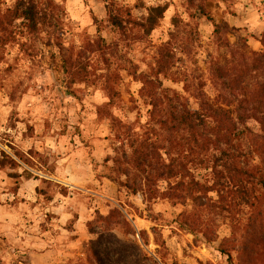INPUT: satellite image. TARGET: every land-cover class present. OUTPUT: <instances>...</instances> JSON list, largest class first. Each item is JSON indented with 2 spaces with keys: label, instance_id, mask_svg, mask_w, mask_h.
Instances as JSON below:
<instances>
[{
  "label": "rangeland",
  "instance_id": "obj_1",
  "mask_svg": "<svg viewBox=\"0 0 264 264\" xmlns=\"http://www.w3.org/2000/svg\"><path fill=\"white\" fill-rule=\"evenodd\" d=\"M14 1L0 0V12ZM51 1L60 19L54 41L23 36L0 46V264H34L36 253L51 248L62 264H92L90 241L97 236L91 229L105 230L102 222L113 212L121 226L105 237L112 240L115 234L134 243L150 264H264V213L258 215L264 198L255 209L240 204L233 190L222 189V198L209 194L216 206L202 210L189 201L146 202L140 193L120 189L110 179V158L120 144L106 114H97L111 101V89L114 114L134 130L144 128L150 107L138 78L153 73L165 45L174 46L178 75L162 78L164 86L196 108L182 77L202 81L212 94L211 60L231 57V49L242 51V41L261 51L264 0ZM202 3L228 28L216 33L200 14ZM107 4L130 12L132 21H145L150 7L166 11L150 35L130 27L121 39L108 21ZM183 45L188 53H181ZM248 124L260 130L255 121ZM263 191H257L260 198ZM61 212L71 218L61 220ZM79 220L91 239L76 241Z\"/></svg>",
  "mask_w": 264,
  "mask_h": 264
},
{
  "label": "trees",
  "instance_id": "obj_2",
  "mask_svg": "<svg viewBox=\"0 0 264 264\" xmlns=\"http://www.w3.org/2000/svg\"><path fill=\"white\" fill-rule=\"evenodd\" d=\"M56 8L51 0H15L0 12V46L23 36L28 41H54L60 30ZM165 11V6L150 7L146 20L141 22L132 21L130 12L124 15L123 9L106 5L108 21L121 39L130 27L150 35ZM200 14L215 26L216 33L228 28L215 21L204 3ZM247 42L242 41L240 52L231 49V57L208 63L212 94L204 89L202 81L182 77L184 91L196 99V108L188 105L184 94L164 86L162 78L178 75L173 71L178 59L171 43L159 49L153 73H142L138 78L141 97L150 107L149 120L141 131L114 114L110 103L114 95L111 97L112 90L107 89L111 101L100 106L97 114H106L120 144L110 158L114 165L110 179L118 182L120 189L132 195L140 193L146 202L189 201L202 210L216 206L209 194L216 192L222 198V189L233 190L245 206L256 209L262 204L264 191L261 198L257 191L264 190V37L261 51L249 49ZM87 47L93 50L94 42ZM186 47L183 45L181 53H188ZM79 69L82 76V63ZM250 121L258 123L260 130H253ZM262 213L264 210L258 215ZM115 218L114 212L109 213L102 222L105 230L91 229L97 236L90 241L92 264H150L134 243L115 234L112 240L105 237L106 231L121 226ZM146 234L141 231L142 236Z\"/></svg>",
  "mask_w": 264,
  "mask_h": 264
},
{
  "label": "crops",
  "instance_id": "obj_3",
  "mask_svg": "<svg viewBox=\"0 0 264 264\" xmlns=\"http://www.w3.org/2000/svg\"><path fill=\"white\" fill-rule=\"evenodd\" d=\"M65 212V211H64ZM61 212L59 216H61V220L67 221L71 218V215L66 212ZM83 220H79L76 227L78 228V231L75 232L79 238H77L76 241H86L92 238V235L84 226ZM76 246V245H75ZM69 247H67L66 251ZM63 253H65L63 251ZM62 253V254H63ZM37 259L35 260L34 264H62L60 263V258L58 257V253L56 252L55 248H51L49 250H44L42 252L36 253Z\"/></svg>",
  "mask_w": 264,
  "mask_h": 264
}]
</instances>
